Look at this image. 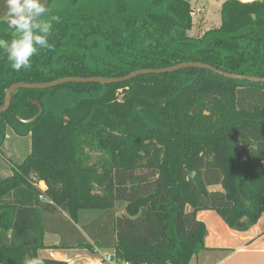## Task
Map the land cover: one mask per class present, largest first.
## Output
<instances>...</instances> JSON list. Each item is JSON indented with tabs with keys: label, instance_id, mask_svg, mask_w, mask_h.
I'll return each instance as SVG.
<instances>
[{
	"label": "trees",
	"instance_id": "16d2710c",
	"mask_svg": "<svg viewBox=\"0 0 264 264\" xmlns=\"http://www.w3.org/2000/svg\"><path fill=\"white\" fill-rule=\"evenodd\" d=\"M45 2L61 17L49 36L54 50L19 72L0 56V106L16 82L120 77L188 61L264 78V0H224L220 24L197 36L189 0ZM5 15L0 0V38L9 39ZM30 100L43 111L24 123L17 116L39 112ZM8 132L29 135L30 151L0 176V264L46 248H110L119 264H189L205 248L197 211H215L236 231L264 213V81L188 67L19 88L0 113V155ZM93 208L100 214L77 226L78 211ZM45 233L58 244L46 245Z\"/></svg>",
	"mask_w": 264,
	"mask_h": 264
},
{
	"label": "crops",
	"instance_id": "0c3cea01",
	"mask_svg": "<svg viewBox=\"0 0 264 264\" xmlns=\"http://www.w3.org/2000/svg\"><path fill=\"white\" fill-rule=\"evenodd\" d=\"M223 1L217 0L219 6H221ZM241 1L250 2L253 0ZM199 5L203 7L202 10L204 11V24L202 26L208 25V27L204 28L201 32L203 33V31L212 26H218L221 20L219 24L216 20L207 23L204 15L205 6ZM23 138L28 140L30 137L29 135L21 137L8 132L1 148L9 152L13 151V153L17 155L15 143H19ZM27 146L28 141L26 147ZM27 149L30 151V144L26 150ZM6 168L5 160L0 155V176L6 177L11 173V170L8 173ZM196 217L201 220L206 227V235L204 237L205 248L194 254L189 264H264V213H262L258 221L246 231L231 229L213 210H199L196 213ZM77 226L80 225L77 224ZM58 242L59 237L56 234H44V243L46 245H56ZM112 252L113 250L110 248L95 249L92 252L78 248H46L39 251L40 255L43 257L64 260L67 264H114L113 262H107L105 260V257L107 255H112Z\"/></svg>",
	"mask_w": 264,
	"mask_h": 264
},
{
	"label": "clouds",
	"instance_id": "9594fccd",
	"mask_svg": "<svg viewBox=\"0 0 264 264\" xmlns=\"http://www.w3.org/2000/svg\"><path fill=\"white\" fill-rule=\"evenodd\" d=\"M3 4L10 38H0V56L7 57L13 71L29 70L32 58L40 50H54L49 36L61 17L45 0H3ZM23 264H45V261L41 256H26Z\"/></svg>",
	"mask_w": 264,
	"mask_h": 264
},
{
	"label": "water",
	"instance_id": "95a60500",
	"mask_svg": "<svg viewBox=\"0 0 264 264\" xmlns=\"http://www.w3.org/2000/svg\"><path fill=\"white\" fill-rule=\"evenodd\" d=\"M188 67H194V68H200V69H208L213 71L215 74H218L220 76H223L225 78H232V79H248L252 81H264V78H258V77H246L239 74L224 72L222 70H219L207 63L200 62V61H188V62H182L173 66L164 67V68H144V69H138L134 70L124 76L120 77H103V76H89V77H81V76H65L61 77L52 81H46V82H37V83H29V82H16L10 85L6 91L4 96V102L0 106V113L7 110V108L10 105L11 95L12 93L19 88H26V89H46L50 87H54L63 83H99V84H111V83H117L121 81H126L129 79H132L139 75H145V74H161V73H167V72H173L182 68H188ZM33 104L37 105L39 108V112L29 118V119H21L17 116V119L24 123H31L33 122L43 111L42 106L35 100H30Z\"/></svg>",
	"mask_w": 264,
	"mask_h": 264
},
{
	"label": "rangeland",
	"instance_id": "374dc122",
	"mask_svg": "<svg viewBox=\"0 0 264 264\" xmlns=\"http://www.w3.org/2000/svg\"><path fill=\"white\" fill-rule=\"evenodd\" d=\"M197 1V2H195ZM223 1V0H222ZM192 8V28L189 31L190 35L197 36L200 35L202 30L204 28H207V26H202L203 23V7L200 6L204 5L205 6V18L207 23H210L212 21H217L219 24L220 21V13L219 9L220 6L217 2V0H189ZM215 23V22H214ZM24 137V136H23ZM28 141V146L27 145ZM30 144V138L21 139L19 143H15V147L17 148V155L13 153V151L9 152L8 150L1 148V156L5 160V164L7 166L6 171L9 173V171L12 169L13 164L19 163L21 159L29 152V150L26 148L29 147ZM13 145V143H12ZM11 153V154H10ZM8 160V161H7ZM41 187H43V184H40ZM101 210L100 209H80L78 211V225L85 224L89 221H91L94 217H96L98 214H100Z\"/></svg>",
	"mask_w": 264,
	"mask_h": 264
},
{
	"label": "built area",
	"instance_id": "2783aa9c",
	"mask_svg": "<svg viewBox=\"0 0 264 264\" xmlns=\"http://www.w3.org/2000/svg\"><path fill=\"white\" fill-rule=\"evenodd\" d=\"M105 260H106L107 262H113L114 264H119V263H117L116 261L113 260L112 255H107V256L105 257ZM123 264H131V263L125 262V263H123Z\"/></svg>",
	"mask_w": 264,
	"mask_h": 264
}]
</instances>
